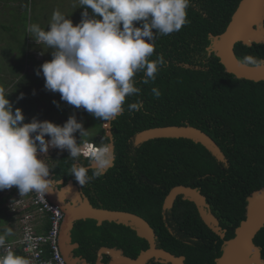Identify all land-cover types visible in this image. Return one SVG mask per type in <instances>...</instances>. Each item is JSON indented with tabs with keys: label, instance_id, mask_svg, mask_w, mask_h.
<instances>
[{
	"label": "trees",
	"instance_id": "1",
	"mask_svg": "<svg viewBox=\"0 0 264 264\" xmlns=\"http://www.w3.org/2000/svg\"><path fill=\"white\" fill-rule=\"evenodd\" d=\"M239 1L191 0L187 10L190 23L178 32L157 36L151 59L162 54L166 65L148 84L141 82L142 72L136 74L140 93L127 97L123 113L111 121L113 165L103 176L82 185L93 206L131 211L145 218L155 231L157 245L175 255H184V264H215L224 239L233 236L234 228L244 218L247 196L264 186V80L236 77L208 49L211 36L225 29ZM23 3L25 6L27 0ZM79 9L85 10L84 6ZM88 12L91 17L90 8ZM257 31H261L260 26ZM234 49L242 62L246 55L264 60V42H238ZM9 69L16 77L7 79L3 69L0 88L10 84L16 88L29 79L28 70H23L20 61L12 63ZM153 87L159 89V98L152 93ZM137 100L143 102V107L130 111L128 104ZM93 117L97 124L77 118L88 129L84 141L108 143L110 138L102 127L103 121ZM185 123L208 133L224 152L227 165L202 144L188 138H155L139 146L132 143L134 134L142 129ZM74 135L79 143V131ZM50 159L56 164L50 171L54 178L76 180L71 174L73 160L68 150L56 151ZM80 159L89 164L84 157ZM88 175L92 176L91 170ZM178 184L197 187L206 196L212 212L226 229L224 238L202 221L192 201L180 195L163 218L164 198ZM2 202L0 197V205ZM71 232L78 243L74 256H81L88 263L96 262L101 247L121 249L129 257L148 247L147 240L131 226L113 221L75 220ZM253 240L261 247L264 258V225ZM106 253L110 258L120 256L115 250L107 249ZM17 254L22 255L20 251ZM103 259L107 261L108 256ZM147 264L168 263L150 260ZM252 264H261V260Z\"/></svg>",
	"mask_w": 264,
	"mask_h": 264
},
{
	"label": "clouds",
	"instance_id": "2",
	"mask_svg": "<svg viewBox=\"0 0 264 264\" xmlns=\"http://www.w3.org/2000/svg\"><path fill=\"white\" fill-rule=\"evenodd\" d=\"M79 6L85 10L77 24L57 9L47 30L37 23L28 26L27 32L37 44L44 50H53L52 59L41 65L37 75L42 71L45 88L58 92L61 100L108 124L123 113L127 97L140 93L136 74L142 72L141 82L148 84L156 79L159 68L166 65L162 54L151 59L155 40L158 35L178 32L190 23L187 10L191 0H79ZM243 62L264 63L251 55H246ZM151 91L160 97L159 89L153 87ZM7 96L8 92L0 88V190L15 186L21 197L31 192L45 197V193L56 189V182L50 178L55 161L38 158V152L47 153L50 147L69 151L73 160L71 174L83 186L103 176L112 166L111 144H86L88 129L75 114L63 125L36 118L24 122L22 109L16 107L13 111ZM142 107L140 100L128 104L132 112ZM77 131L79 143L74 135ZM81 157L89 161L87 166L82 164ZM90 170L92 176L88 175ZM11 235L10 228L0 234V248ZM0 264H30V261L5 250L0 255Z\"/></svg>",
	"mask_w": 264,
	"mask_h": 264
},
{
	"label": "water",
	"instance_id": "3",
	"mask_svg": "<svg viewBox=\"0 0 264 264\" xmlns=\"http://www.w3.org/2000/svg\"><path fill=\"white\" fill-rule=\"evenodd\" d=\"M259 26L261 27L262 35L254 38L253 33ZM211 38V45L208 49L219 57L226 71L238 78L253 81L264 80V63L256 65L245 64L238 59L234 49L235 44L238 42L247 45H251L253 42H264V0H240L225 29L220 34L211 36ZM106 129L110 138L108 143L112 146L115 159L110 122ZM155 138L191 139L196 143L202 144L218 161L226 165L228 163L224 152L216 141L205 131L188 123L152 126L142 129L134 134L132 143L134 146H139L143 142ZM67 185L60 189L56 188L46 194L52 201L58 203L65 212L60 234V247L68 264H117L111 261L112 258L106 253L107 249L115 250L120 254L122 260L118 264H147L150 260L168 264H184V255H175L157 245L155 231L145 218L131 211L95 207L91 204L88 197L78 190L71 181ZM76 193L80 196V205L74 207V205L65 204L64 199L71 198ZM179 195L195 204L200 218L213 232L221 238L225 237L226 229L220 225V221L212 212L206 196L197 187L184 184L171 187L163 201V214L173 207L174 201ZM85 218H93L98 223L113 221L129 225L136 230L139 236L147 240L148 247L141 250L135 257L124 255L121 249L101 247L98 252V260L95 263H88L80 257L71 255V247L67 244L71 239V229L75 220ZM263 225L264 186L247 196L244 218L234 228L233 236L224 239L222 253L216 258L215 264H249L252 249L260 251L261 264H264L262 249L253 240ZM104 255L108 256L107 261H104Z\"/></svg>",
	"mask_w": 264,
	"mask_h": 264
},
{
	"label": "rangeland",
	"instance_id": "4",
	"mask_svg": "<svg viewBox=\"0 0 264 264\" xmlns=\"http://www.w3.org/2000/svg\"><path fill=\"white\" fill-rule=\"evenodd\" d=\"M57 9L64 13L66 18L71 19L73 24L79 23L80 12L84 11L79 9L77 0H27L25 6L23 0H0V87L3 86L1 85L3 69H5L7 79H15L16 76H12L9 67L11 68L15 61H20L23 70H28L29 74L26 75L29 79H24L16 88L12 87V84L2 88L8 92L7 98L13 104V111L16 107L22 109L25 117L24 122H30L36 118L63 125L69 116L75 114L76 118H86L90 123L92 114L83 108H75L61 100L58 92H52L45 88L42 71L37 75V70L41 65L52 59L53 50L51 48L44 50L27 32V28L30 24L37 23L41 28L47 30L52 13ZM18 78L19 76L16 80ZM95 122L92 121L91 124H95ZM102 127L107 133L104 122ZM84 142L87 144L92 141ZM49 153L50 149L47 153H40L38 158L46 159ZM79 197V194L76 193L71 196L72 199L69 198L70 203L67 198L64 199V202L76 207L81 203Z\"/></svg>",
	"mask_w": 264,
	"mask_h": 264
},
{
	"label": "built area",
	"instance_id": "5",
	"mask_svg": "<svg viewBox=\"0 0 264 264\" xmlns=\"http://www.w3.org/2000/svg\"><path fill=\"white\" fill-rule=\"evenodd\" d=\"M0 197L5 198L8 210L16 214L20 212L17 216L20 235L16 239L6 240L5 246L0 248V255L5 250L15 253L20 251L22 256L29 259L30 264H68L59 242L65 212L58 203L52 201L46 193L45 197L36 192L21 197L15 186L0 190ZM39 214L47 217L48 228L44 232L37 231L35 227Z\"/></svg>",
	"mask_w": 264,
	"mask_h": 264
},
{
	"label": "crops",
	"instance_id": "6",
	"mask_svg": "<svg viewBox=\"0 0 264 264\" xmlns=\"http://www.w3.org/2000/svg\"><path fill=\"white\" fill-rule=\"evenodd\" d=\"M47 138H50V137L46 136V139ZM59 181L61 180H58L57 183H59ZM1 199H3V202L0 205L1 207V234L4 232L6 228H10L12 231V235L8 236L9 240L16 239L20 235V231H19L20 223L17 217L20 212L16 214L8 210L5 207V198L1 197ZM35 227H36V230L39 232L46 231L48 228L47 217L45 215L39 214L37 220L35 221Z\"/></svg>",
	"mask_w": 264,
	"mask_h": 264
},
{
	"label": "flooded vegetation",
	"instance_id": "7",
	"mask_svg": "<svg viewBox=\"0 0 264 264\" xmlns=\"http://www.w3.org/2000/svg\"><path fill=\"white\" fill-rule=\"evenodd\" d=\"M92 121H96L95 122V124H97V119H91L90 120V124H91V122ZM92 125V124H91ZM111 128H112V125H111V122H110V130H111ZM67 150V149H66ZM56 151H60V149H57V148H53V149H51L50 150V153H49V155L47 156V158L46 159H50L51 157H52V155L54 154V153H56ZM51 162V161H50ZM81 162H82V164H83V160L81 159ZM83 165H85V166H87L88 164H83ZM50 175H51V177L50 178H53L54 180H55V182H56V184H55V187L57 188V187H59V188H62V187H64L69 181H71L77 188H78V190H80L81 192H83L84 194H85V192H84V190H83V188H82V185H80L78 182H77V180H74L73 178H69V179H66V181L64 180V179H56V178H54L55 177V174L53 173V172H50ZM58 180H61V183H57V181ZM64 185V186H63ZM86 195V194H85ZM87 196V195H86ZM88 197V196H87ZM68 199V202L70 203L71 201H70V199L69 198H67ZM88 199H89V197H88ZM90 200V199H89ZM163 205V204H162ZM166 213H167V211H166ZM166 213L165 214H163V209H162V214H163V218L165 219L166 218ZM60 230H62V227H61V229ZM71 231H72V229H71ZM60 234H61V231H60ZM60 234H59V242H60ZM70 247H71V255H75L74 254V250L78 247V243L77 242H75L74 240H73V237H72V232H71V239H70V241L67 243ZM99 250H100V248L97 250V252H99ZM77 257H80L81 259H84L83 257H81V256H77ZM98 258H99V256H97V260H98ZM85 260V259H84ZM96 260V261H97Z\"/></svg>",
	"mask_w": 264,
	"mask_h": 264
},
{
	"label": "bare ground",
	"instance_id": "8",
	"mask_svg": "<svg viewBox=\"0 0 264 264\" xmlns=\"http://www.w3.org/2000/svg\"><path fill=\"white\" fill-rule=\"evenodd\" d=\"M262 34V32L261 31H254V33H253V36H254V38H258L259 37V35H261ZM107 125L108 124H105V126L107 127ZM87 144H89V145H92V146H97V145H94L92 142H90V143H87ZM51 148V147H50ZM40 153L38 152V155H39ZM75 186V185H74ZM253 251H251L252 252V256H251V258L249 259V264H252V262H257V261H259V259H260V251H256L255 249H252ZM247 252H249V250H247ZM121 260H122V258H121V256H115V257H113L112 258V262L113 263H120L121 262Z\"/></svg>",
	"mask_w": 264,
	"mask_h": 264
}]
</instances>
